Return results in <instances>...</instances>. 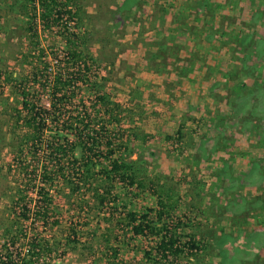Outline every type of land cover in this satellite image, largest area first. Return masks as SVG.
<instances>
[{
  "label": "rangeland",
  "instance_id": "rangeland-1",
  "mask_svg": "<svg viewBox=\"0 0 264 264\" xmlns=\"http://www.w3.org/2000/svg\"><path fill=\"white\" fill-rule=\"evenodd\" d=\"M123 1L71 0L74 15L68 30L38 25L40 46L35 49L28 40L30 13L24 10L28 0H0V264H22L31 242L44 244L37 264H264L260 252L264 233L256 229L264 223V0H138L130 13L118 10ZM204 2L221 7L212 19L204 15ZM156 3L173 6L169 11L177 17L174 21L184 19V28L173 26L170 15L152 23ZM125 13L128 19L123 18ZM205 20L209 22L202 24ZM68 33L78 37V50L94 60L90 69L94 90L70 85L65 92L70 98L66 95L65 105H59L56 99L62 93L53 94L51 83L56 80L47 68L55 61L67 62L73 45L62 37ZM177 33L205 36L193 39L195 44L191 40L192 62L200 58L204 62L212 48L217 54L224 49L220 56H225L224 64L230 61L231 70L222 71L231 78L236 75L214 122L208 123L209 108L189 117L184 129L188 138L177 129L169 134L157 131V122L167 117L157 90L175 87L171 77L182 65L173 56L168 66L158 62L155 44L164 39L167 46L176 43V53L187 50L190 44L179 43ZM242 38L247 42L244 50L239 45ZM149 73L163 80L150 87V78H145ZM8 77L11 86L6 84ZM23 89L36 105L52 115H71L74 123L68 128L48 113L38 152L21 143L19 125L14 123L22 109ZM98 97L105 98L100 103L119 107L96 104ZM194 132L209 134L214 142L202 139L196 150L197 142L190 138ZM109 142L116 150L106 158ZM64 143L73 148L75 159L83 155L80 143L94 148L97 181L103 179L101 167L111 159L132 162L134 185L114 179L103 205L87 187L72 194L63 171L77 169L69 157L61 158L60 166L55 164L59 156L52 158V180L42 182L46 180L39 162L47 156L46 147ZM41 187L51 199L48 219L35 216ZM166 196L174 207L165 218L180 221L183 233L194 236L199 249L193 256L184 253L164 261L155 251L153 237L133 235L122 221L127 211L142 215L158 209V200L167 202ZM21 205L30 210L25 219L19 215ZM149 215L154 219L153 213Z\"/></svg>",
  "mask_w": 264,
  "mask_h": 264
},
{
  "label": "trees",
  "instance_id": "trees-1",
  "mask_svg": "<svg viewBox=\"0 0 264 264\" xmlns=\"http://www.w3.org/2000/svg\"><path fill=\"white\" fill-rule=\"evenodd\" d=\"M138 0H124L121 5H119L118 10L120 12H128L130 13L131 7H133L135 4H137ZM29 5L24 6V10L26 13H30V27L29 31L31 33H28V40L29 44L32 45L33 48L38 49L40 46V34L38 33V25H42L44 29H51V28H58L59 30H68V24L71 20L72 16V6H71V0H28ZM158 2H163L162 0H158ZM164 3V2H163ZM25 5V4H24ZM203 6V12L206 18H213V12H216V10L221 9L220 5H218L215 2H204L202 3ZM173 6L164 7L159 4H155L153 7V17L152 14L150 18L152 17L153 22L152 23H159V20L165 19L171 12L169 10L172 9ZM199 7V6H198ZM137 8V7H134ZM119 13V12H117ZM128 13H125L123 15L124 19H128ZM173 23L172 24H178L181 28H184L182 24H185L184 19H179L180 22L174 21L177 17L172 14ZM66 17V18H65ZM121 19V18H118ZM178 20V19H177ZM209 20H205L202 24H207ZM33 26V27H32ZM222 28V27H221ZM152 29V28H151ZM186 29V28H185ZM223 29V28H222ZM70 34L69 37H62L63 39L66 38L73 47H70L68 55L67 62H64L66 64H70L68 66H65L63 69V73L66 72L69 68H71L72 72L67 73L66 77L62 79V70L59 71L60 77H56V81L52 82L51 84V90L53 94L56 96L59 93H62L56 101L59 105H65V102H62V100L66 101V95L68 93H65L67 91V88L70 85H73V82L83 85L91 90H94V81L92 78H82L83 72H90V69L92 68V63H94L93 58L86 53H84L79 49L78 45V37L74 35L73 33ZM169 35L171 33H168ZM194 36V35H193ZM201 37H205L202 36ZM73 38V39H72ZM245 39L242 38L241 41H239V45L243 49L245 47ZM167 44V43H166ZM165 44V40L161 39L159 43L155 44V47L157 49L156 57L158 62H162L165 66L170 65L172 61H170L168 58L169 56H173V60L178 63H184L185 65H188V63L193 64L192 60H183L179 57V51L181 52L185 48L180 49L179 51L174 52V48L176 47V43L173 42L172 46H167ZM241 49V50H242ZM41 50V49H40ZM39 50V51H40ZM244 50V49H243ZM243 54L245 52H242ZM200 57L197 53H195V57ZM173 61V62H174ZM170 62V63H169ZM243 72V71H242ZM242 72H239L238 75H240ZM230 79L236 78V75H234L231 78L230 73L227 75ZM9 77L7 79L8 85L11 86V83L8 82ZM75 83V84H76ZM85 84V85H84ZM64 92V93H63ZM96 92V91H95ZM97 93V92H96ZM98 94V93H97ZM21 99H22V109L18 114L16 115L14 119L15 125H19V130L21 131V143L28 147L29 150L32 151H39V147H42L41 140L42 135L44 134V128L45 124L49 121L48 118L57 116V119L59 122L61 120L63 125H67L68 128H71L74 126V123L72 122L71 115H65L64 113L52 115L50 111L47 112V109L44 107H39L32 101V98L28 95L26 89H23L20 93ZM99 96V95H98ZM66 98V99H65ZM68 98L69 95H68ZM96 104H101V106H117L118 104L115 103H100V101H104L105 98L102 99V97H98ZM55 101V102H56ZM54 102V103H55ZM53 103V105H55ZM51 114V116L48 115ZM109 116V115H108ZM113 118V117H112ZM83 123V121H81ZM111 123V122H110ZM88 126L87 124L85 127ZM90 126V125H89ZM76 131H79L80 129H75ZM77 138H80V132L78 133ZM85 134V133H84ZM88 138V134H87ZM83 151V155L80 159H75L72 155L73 148L69 147L67 144H57L54 147L51 146L49 148L46 147L45 153L46 157L43 161L39 162L40 165H42V176L44 183H47L51 181L52 179L49 177L50 172L52 171V158L56 159V156H59L58 162L56 161L55 164H58L60 166V160L61 158H67L69 157V160L72 159L71 165L75 166L77 171L73 172V170L67 172L63 171L61 168V171L63 173L65 172V175L67 177V183L70 185L71 193H77L81 190L85 189L87 187L88 192L91 193L92 198L98 200V202L103 205L105 204V201L107 199V196H110V192L112 190V182L114 179L119 180H125L127 179L129 181L130 185H134V177H135V171L133 167L132 162H126L122 159H111L108 166L101 167L100 175L103 179L100 181H97V179H94V168L96 166L95 159L96 155L93 152L94 148L87 147L84 143H80ZM113 142H109L108 146L106 148V158L109 156L112 157L114 154L115 146L113 145ZM71 146V144H70ZM120 148V147H119ZM88 150V152H86ZM109 155V156H108ZM52 156V157H48ZM37 168V165H35ZM67 172V173H66ZM75 176V178H74ZM118 176V177H117ZM46 178V179H45ZM104 183V185H103ZM68 185V186H69ZM103 187V191H101L99 188ZM139 187L143 188V185L139 182ZM38 198L41 199V206H37L36 208L38 211H36L35 216H42L43 219H48V212H49V206L51 199L48 197V192L44 187L40 188V192L38 193ZM167 202L158 200L157 206L158 209L154 211H148L147 213H144L142 215H139L138 213L134 211H127L125 214L124 219L122 221H126L127 227L130 228L131 232L135 236H151L155 239L156 244V253L161 257L162 260L166 261L170 258L172 260H176L180 255L187 253L191 256L194 254L193 251H197L199 247L197 246L196 240L194 239V236L191 234H185L183 233L180 221L173 220V219H166L165 217L169 215L173 210V205L168 204L169 198L166 196ZM19 201H22V197H18ZM170 202V201H169ZM29 209H27L26 205H21V211L19 215L25 219L27 218V213H29ZM150 213L154 214V219L150 218ZM168 220V221H167ZM184 230V229H183ZM183 240V243H181ZM39 244H35L34 242H31V246L28 249V256L23 258L22 264H37L40 260V257L42 255L43 246L44 244L38 242ZM12 244L14 245L15 242L12 241ZM148 256V254H147ZM6 259V258H5ZM35 260V262H34ZM6 261H8L6 259Z\"/></svg>",
  "mask_w": 264,
  "mask_h": 264
},
{
  "label": "crops",
  "instance_id": "crops-1",
  "mask_svg": "<svg viewBox=\"0 0 264 264\" xmlns=\"http://www.w3.org/2000/svg\"><path fill=\"white\" fill-rule=\"evenodd\" d=\"M151 14L152 13H150L148 17L151 16ZM169 15H170V22L172 24L173 15L172 14ZM172 25L175 26L174 24ZM176 36H178V39L181 36L180 38L181 40L179 41V43H181L182 41L184 42L187 41V43L190 44L189 47L187 46V50L184 49L179 54V57L183 60H190L189 56L192 54L193 50L195 49L191 44V40L194 43L195 39L198 40L197 38L204 39L201 36L193 38L191 34H187V33H182V34L177 33ZM212 49L214 51L210 54L208 52V55H206L204 61L206 63L201 62V58L197 60H193V64L188 63V65H185L184 63L183 64L181 63L182 67L177 69L176 72L177 75L171 77L173 78L175 84L174 85L175 87H173L171 90H168L167 88L163 89L162 88L163 86H161V88H158L157 90L159 91L158 98L162 97V99H159L161 102L160 104L161 105L165 104L167 109L166 110L167 117L157 122V125L158 126L160 125L159 128L160 130L159 129L157 130L158 132L163 131L169 134L170 132L172 133L173 130L177 129L181 134H184L187 131V130L184 131V129H186L185 127L189 126V121H190L189 117L197 116V115L200 116L202 111H206V109L208 108L209 111H211V113H209L210 118L208 119V123L215 121V118L217 117L216 113H218L217 111L218 106L220 103H222V99L227 98L225 97L226 92H228L227 88L228 86H234L233 84L234 81L233 79H230L227 76L229 73L224 74L223 73L224 71H222L223 69L225 70L226 68L231 70V67L229 65L230 61L228 60L227 64H224L222 58L225 56L222 57L220 56V54H224L223 53L224 49L222 53L219 54H217L218 52L217 48L216 50L214 48ZM183 52L186 53L184 56H182ZM205 54H207L206 51ZM182 70H185V72H183ZM149 74L150 75L145 74V78H150L147 83V85H149L150 87L152 82H155V80H163L162 78L159 79L157 75H154L153 73H152L153 75L151 73ZM225 77L227 79H225ZM241 96L243 95H238L237 98L241 99ZM195 110L197 111L196 113ZM191 111H194L193 115H191ZM218 115L222 117V115L224 114H218ZM214 125L215 124L213 123V129H215ZM217 134L218 132L214 131L213 136L218 137ZM186 135L185 137L188 138L189 135L187 136ZM190 135L192 136L190 138L191 139L193 138V141L197 142L196 150L200 148L202 144L201 143L202 139L209 140V143L214 142V140L211 141V139L209 138L210 137L209 134H207L208 136H206V134L203 135L194 132V134H190ZM197 136L199 137L197 138ZM246 164L247 163H245V165ZM256 227L255 228L258 229L257 231L264 233V223L257 224ZM260 252H262L264 257V245L261 247Z\"/></svg>",
  "mask_w": 264,
  "mask_h": 264
},
{
  "label": "built area",
  "instance_id": "built-area-1",
  "mask_svg": "<svg viewBox=\"0 0 264 264\" xmlns=\"http://www.w3.org/2000/svg\"><path fill=\"white\" fill-rule=\"evenodd\" d=\"M53 65H54L53 68H51V67L47 68V74L50 76V78H52V80H56V77H60V75H61V74H59V71L61 72V70H62V73H63V69L65 68V66H68L70 64H66V63L60 62V61H55V63ZM71 72H72V70H71V68H69L67 70V73H71ZM67 73L64 72L62 74V76H61V77H63L62 79H64L66 77ZM92 73H93V71H91V70H90V72H83L82 78H92L91 77ZM75 83L73 82V84H75Z\"/></svg>",
  "mask_w": 264,
  "mask_h": 264
}]
</instances>
